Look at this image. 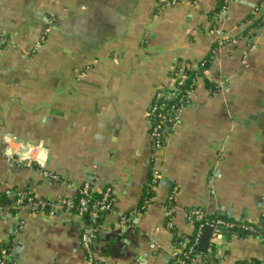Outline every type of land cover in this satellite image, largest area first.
I'll return each instance as SVG.
<instances>
[{"label": "crops", "instance_id": "obj_1", "mask_svg": "<svg viewBox=\"0 0 264 264\" xmlns=\"http://www.w3.org/2000/svg\"><path fill=\"white\" fill-rule=\"evenodd\" d=\"M222 3L0 0V243L10 264H170L176 240L194 234L192 209L264 226V22L241 35L264 0H227L217 23ZM186 70L189 105L155 150L148 109ZM152 168L161 181L141 208ZM86 183L112 189L97 225L14 201L72 200ZM243 261L264 263L263 236L227 233L194 255Z\"/></svg>", "mask_w": 264, "mask_h": 264}, {"label": "built area", "instance_id": "obj_2", "mask_svg": "<svg viewBox=\"0 0 264 264\" xmlns=\"http://www.w3.org/2000/svg\"><path fill=\"white\" fill-rule=\"evenodd\" d=\"M227 0H223L222 5L219 8L217 14V23H221L226 17V6ZM264 4L259 5L254 8V13L262 16L264 19ZM263 11V13H262ZM216 34V46L221 48L227 40V37L222 32L215 30ZM187 76L174 74L173 85L171 88H160L154 95V98L150 104L147 112V118L150 121L149 136L152 143V147L158 150L163 147L164 136L166 132H172L179 120V116L184 108L189 105V96L186 98L184 96H179V89L183 86L186 81ZM171 103V104H168ZM24 162V161H23ZM24 165L28 166L29 162H24ZM161 181L160 172L156 168H152L148 180V187L153 192L157 190ZM174 191H172V194ZM25 196V195H24ZM112 203V189L110 187H105L96 194L92 191L89 184H84L78 191V198L76 202H72L71 199H62L56 203H50L43 200L32 201L28 198V204L33 210L43 211V210H53L55 208H62L69 212H74L79 218H88L90 220H95L101 214H105L111 208ZM190 216L192 220L203 221L198 227L195 228L194 234L191 240L188 242V247L186 251H182L185 246L177 247L172 251L170 264H192L194 258L191 257L192 252L195 250L202 230L205 227L212 229V236L209 244V248L215 245V241L220 239L222 236L227 235V233L237 232L241 230L242 232H256V227L249 226L244 223L229 222L221 218H215L211 221H207V215L201 209H192L190 211ZM264 223V217L262 219ZM130 219L128 217H122L120 223L122 225L129 224ZM170 227V224H168ZM90 230L84 228L81 234V244L83 249L89 254L90 251V241L89 235ZM264 237V233L262 235ZM153 247V245L151 246ZM8 253L5 249H0V264H6V259L8 258ZM191 257V258H190ZM89 258V262H90ZM264 264V263H260Z\"/></svg>", "mask_w": 264, "mask_h": 264}, {"label": "trees", "instance_id": "obj_3", "mask_svg": "<svg viewBox=\"0 0 264 264\" xmlns=\"http://www.w3.org/2000/svg\"><path fill=\"white\" fill-rule=\"evenodd\" d=\"M260 4H258L256 7H258ZM264 11V10H263ZM263 11H262V13H263ZM264 22V19L262 18V16H258V18H256V20L255 21H253V23H252V25H250L249 27H247L244 31H242V33H241V35L242 36H244V35H246L247 33H249L250 32V30H248V29H250V27L251 28H253V27H259V25H261L262 23ZM248 35V34H247ZM248 37H251V35L249 36L248 35ZM185 74H186V76H187V79H186V81L184 82V84H183V86L182 87H180V89H179V96H184V97H188V92H190L191 91V89H192V87H191V84H192V81H191V79L194 77V75H195V73L194 72H190V71H185ZM168 104H171V103H168ZM26 195L23 197H19V196H17V195H13L14 196V201L16 202V204H17V206H19L20 204H23L24 202H28V198L30 197L31 199H32V201H37V200H39V199H37L33 194H29V193H25ZM154 196V192L152 191V190H150V188L147 186V188H146V190H145V192H144V196H143V198H142V201H141V208H143L144 206H146L148 203H150L151 202V199H152V197ZM76 200H77V198L76 199H72V202H76ZM170 204H172V201H171V199H170V201H169V203H168V205L170 206ZM35 211H38V210H35ZM215 218H221V219H223L222 217H220V216H215V215H208L207 217H206V219H207V221H211V220H213V219H215ZM88 218H86L85 220H86V223L88 224V226L87 227H89L90 225L89 224H92V223H94V225H97L98 223H99V221H100V216H98L95 220H90V219H88ZM225 220V219H224ZM226 221H228V220H226ZM192 222H193V226H194V228H196V227H198L200 224H202L203 223V221H201V220H192ZM229 222H232V221H229ZM245 233H248V234H256V235H263V233H264V226L261 228V229H256V232H254V233H249V232H245ZM180 243H181V241L180 240H176V243H175V246H176V248L177 247H179L180 246ZM187 247H188V244L186 245V247L185 248H183V250L182 251H186V249H187ZM5 249L6 251H7V253H8V255H9V250H8V247L5 245V244H2V243H0V249ZM92 252H91V248H90V251H89V255L91 254ZM194 255H195V250L192 252V254H191V257L192 258H194ZM190 257V258H191ZM6 264H10V262H9V256H8V258L6 259ZM261 262H258V261H256V262H254V261H243V262H238V263H235V264H260ZM192 264H195L194 263V261H193V263Z\"/></svg>", "mask_w": 264, "mask_h": 264}, {"label": "water", "instance_id": "obj_4", "mask_svg": "<svg viewBox=\"0 0 264 264\" xmlns=\"http://www.w3.org/2000/svg\"><path fill=\"white\" fill-rule=\"evenodd\" d=\"M240 233H242L241 230H238L237 232H233V234H240ZM211 236H212V229L208 227L203 228L199 242L195 248V253L205 254V255L207 254Z\"/></svg>", "mask_w": 264, "mask_h": 264}]
</instances>
